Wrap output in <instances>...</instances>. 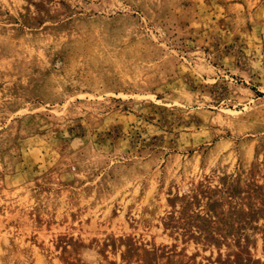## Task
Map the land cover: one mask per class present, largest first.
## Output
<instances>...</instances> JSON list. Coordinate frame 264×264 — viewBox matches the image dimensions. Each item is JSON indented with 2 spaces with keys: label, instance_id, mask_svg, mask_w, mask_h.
Returning <instances> with one entry per match:
<instances>
[{
  "label": "rangeland",
  "instance_id": "1",
  "mask_svg": "<svg viewBox=\"0 0 264 264\" xmlns=\"http://www.w3.org/2000/svg\"><path fill=\"white\" fill-rule=\"evenodd\" d=\"M0 264H264V0H0Z\"/></svg>",
  "mask_w": 264,
  "mask_h": 264
}]
</instances>
